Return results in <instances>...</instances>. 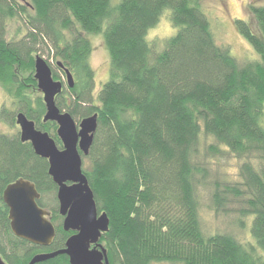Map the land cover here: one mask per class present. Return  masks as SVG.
<instances>
[{
	"label": "trees",
	"instance_id": "trees-1",
	"mask_svg": "<svg viewBox=\"0 0 264 264\" xmlns=\"http://www.w3.org/2000/svg\"><path fill=\"white\" fill-rule=\"evenodd\" d=\"M201 2L0 0V86L15 98L18 113L61 148L57 124L42 122L45 105L34 79L33 53L47 45L56 59L55 69L49 65L53 79L65 78L61 64L74 82L67 89L63 80L57 108L73 119L97 114L83 173L97 211L109 219L98 241L109 264H264V0L249 3L252 21L234 18L258 55L244 62L216 41ZM166 11L175 33L148 39ZM11 20L26 25L19 39L7 38ZM83 33H100L109 56L97 104L87 61L92 47ZM202 132L213 139L203 157L231 153L240 160L239 180L209 178L199 157ZM19 178L34 183L40 196L53 191L57 202L47 160L20 132L0 134V256L6 264H28L40 252L60 250L70 234L62 229L57 203L49 208L56 235L48 247L12 234L2 192ZM201 187L209 189L216 215H236L239 229L249 222L252 241L204 231ZM42 197L37 203L44 208ZM38 264L69 262L60 254Z\"/></svg>",
	"mask_w": 264,
	"mask_h": 264
},
{
	"label": "water",
	"instance_id": "water-1",
	"mask_svg": "<svg viewBox=\"0 0 264 264\" xmlns=\"http://www.w3.org/2000/svg\"><path fill=\"white\" fill-rule=\"evenodd\" d=\"M64 71L67 85L72 88V75L67 69ZM34 79L45 105L43 120L57 124L62 148L56 146L47 132L36 129L24 113H17L16 123L20 126L21 140L30 141L35 153L47 160L48 175L57 187L58 212L64 217L62 228L74 234L66 239L64 248L36 254L28 264L60 254L68 257L69 264H109L106 250L98 244L102 233L108 230L109 219L105 212L97 211L93 192L81 167L82 155L88 154L96 132L97 114L81 119L77 127L69 113L60 111L54 98L60 93L62 84L53 79L50 66L38 55L34 57ZM39 197L34 183L24 178L9 183L2 192L12 234L46 247L55 236V228L49 220V212L37 204ZM0 264H6L1 256Z\"/></svg>",
	"mask_w": 264,
	"mask_h": 264
},
{
	"label": "rangeland",
	"instance_id": "rangeland-1",
	"mask_svg": "<svg viewBox=\"0 0 264 264\" xmlns=\"http://www.w3.org/2000/svg\"><path fill=\"white\" fill-rule=\"evenodd\" d=\"M117 1L118 0H112L113 3H116ZM19 2H22V0H19ZM255 2L258 4L261 2V0H202L201 2L202 7L207 11L205 12L211 23V28L215 35L216 41L221 44L228 45L231 54L242 62L258 59V55L254 52L248 42L238 33L234 24V18H243L245 20L252 21L253 19L248 6L249 3L251 4ZM26 31L27 28L24 23L19 20H11L7 25V38L9 40L19 39L23 34H25ZM175 31L176 29L170 22L169 13L166 11L162 13L156 24L148 30L147 38L150 40L159 41L173 35ZM68 35L71 37L72 33H68ZM83 35L87 36L92 47L87 61L91 69H93L95 80L93 89L91 91V98L93 103L97 104L98 91L109 76V56L103 41V37L100 33H83ZM37 49L38 50L33 53L34 57L36 55L42 57L48 65L55 69L54 64L56 63V59L54 58V52L51 50V48L47 45H40ZM63 80L65 86L64 84L62 86L68 89L69 87L65 78ZM36 93L41 95L38 90H36ZM17 108L18 104L15 101V98L9 95V93H7L0 86L1 135L13 136L18 134L19 136L20 129L18 124L15 123V116L19 111ZM63 112L67 111L64 109ZM76 119L74 118V122L80 121V118L76 117ZM212 141L213 139L210 136L204 135L203 132L200 134L198 143L200 153L199 157L200 161L204 162L203 165L210 173L209 178H216L221 181L229 182L239 180L237 174L240 160L235 158L231 153L225 152L221 155H215L211 157L207 156V158L203 157L207 147ZM88 164L89 160L87 156L82 155V170L83 168H86ZM199 195L201 224L202 228L207 234H213L215 232H229L242 243L252 241L249 232V222L246 224L245 228L239 229L234 223V218L237 217L236 215H216L215 211L210 208V191L207 187H201L199 189ZM41 196H43L42 202L46 205V207H44L45 210L49 211V208H56L57 202L54 200L55 193L53 191L46 192V194ZM48 260L49 259H47V261Z\"/></svg>",
	"mask_w": 264,
	"mask_h": 264
},
{
	"label": "flooded vegetation",
	"instance_id": "flooded-vegetation-1",
	"mask_svg": "<svg viewBox=\"0 0 264 264\" xmlns=\"http://www.w3.org/2000/svg\"><path fill=\"white\" fill-rule=\"evenodd\" d=\"M58 63H60V62H58ZM60 66H61L60 68L62 69L63 74H64V76H65V71H64L65 68H63L61 64H60ZM64 76H63V77H64ZM58 80H59V81L61 82V84L63 85V79H62V80H61V79H58ZM65 80H66V76H65ZM66 83H67V81H66ZM62 89H63V86H62V88H61L60 93H58V94L55 96V98L58 97V95H60V94L62 93ZM41 96H42V95H41ZM55 98H54V100H55ZM16 115H17V114H16ZM27 118H28V117H27ZM28 119L34 122V126H35L36 129L41 130V129H39L38 127H36V125H35V121H34V120H32V119H30V118H28ZM73 120H74V119H73ZM42 122H47V121H44V120H43V117H42ZM15 123H16V116H15ZM16 124H17V123H16ZM75 124H76V126L78 127V123L75 122ZM41 131H42V130H41ZM59 149H60V148H59ZM37 191H38V190H37ZM56 201H57V199H56ZM37 204H38V203H37ZM43 209H44V208H43ZM46 211H48V210H46ZM57 211H58V201H57ZM48 212H49V220H50V222L52 223V225H53L54 228H55L56 225H55V223H54V222L52 221V219H51V212H50V211H48ZM58 214H59V212H58ZM59 216L61 217V221H62V223H63V219H64V217H63L62 215H60V214H59ZM62 229H63V228H62ZM65 232H67V231H65ZM67 233H70L69 236L72 235V234H74L73 231H68ZM55 235H56V229H55ZM69 236H68V237H69ZM54 237H55V236H54ZM68 237H67V238H68ZM67 238H66V239H67ZM53 239H54V238H53ZM66 239H65V241H66ZM52 241H53V240H52ZM64 244H65V243H64ZM98 244H99V242H98ZM41 247H44V246H41ZM46 247H48V246H46ZM91 247H92V246H91ZM63 248H64V247H63ZM48 252H49V251H44V252H40V253H48ZM40 253H38V254H40ZM43 262H44V261H43ZM39 263H42V262H39ZM36 264H38V263H36Z\"/></svg>",
	"mask_w": 264,
	"mask_h": 264
},
{
	"label": "bare ground",
	"instance_id": "bare-ground-1",
	"mask_svg": "<svg viewBox=\"0 0 264 264\" xmlns=\"http://www.w3.org/2000/svg\"><path fill=\"white\" fill-rule=\"evenodd\" d=\"M19 126V125H18ZM19 129H20V126H19ZM94 138V137H93ZM20 139H21V132H20ZM29 143H30V145H31V142L30 141H28ZM93 142V141H92ZM92 145V144H91ZM31 147H32V145H31ZM61 147H62V145H61ZM91 147V146H90ZM32 149H33V147H32ZM33 151H34V149H33ZM34 153H35V151H34ZM36 154V153H35ZM37 155V154H36Z\"/></svg>",
	"mask_w": 264,
	"mask_h": 264
}]
</instances>
